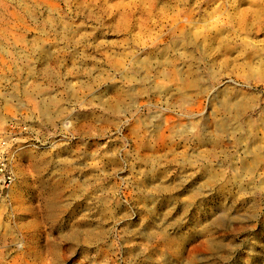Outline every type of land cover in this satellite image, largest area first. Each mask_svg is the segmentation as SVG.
<instances>
[{"label": "rangeland", "instance_id": "374dc122", "mask_svg": "<svg viewBox=\"0 0 264 264\" xmlns=\"http://www.w3.org/2000/svg\"><path fill=\"white\" fill-rule=\"evenodd\" d=\"M1 147L0 264H264V0H0Z\"/></svg>", "mask_w": 264, "mask_h": 264}, {"label": "built area", "instance_id": "2783aa9c", "mask_svg": "<svg viewBox=\"0 0 264 264\" xmlns=\"http://www.w3.org/2000/svg\"><path fill=\"white\" fill-rule=\"evenodd\" d=\"M4 145V143H3ZM14 176L6 152L0 148V192L10 186Z\"/></svg>", "mask_w": 264, "mask_h": 264}, {"label": "bare ground", "instance_id": "6f19581e", "mask_svg": "<svg viewBox=\"0 0 264 264\" xmlns=\"http://www.w3.org/2000/svg\"><path fill=\"white\" fill-rule=\"evenodd\" d=\"M10 160H11V163L13 164V163H14V156H13V154H11V156H10ZM64 182H66V181L64 180ZM61 183H62V181H61V182L58 184V186H57V190H58V191H61V187H62V189H63V185H62ZM57 198L59 199L58 194H57V195H56V194L51 195V198L49 199V203H51V202H55Z\"/></svg>", "mask_w": 264, "mask_h": 264}]
</instances>
